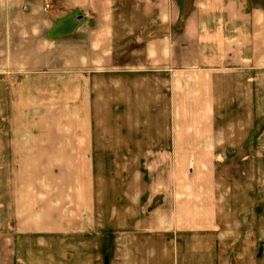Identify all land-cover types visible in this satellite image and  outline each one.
<instances>
[{"label": "crops", "instance_id": "obj_1", "mask_svg": "<svg viewBox=\"0 0 264 264\" xmlns=\"http://www.w3.org/2000/svg\"><path fill=\"white\" fill-rule=\"evenodd\" d=\"M17 1L23 4L20 12ZM52 1L46 7L44 0H0V78L37 73V86L53 87L50 92L38 87L27 99L38 103L32 117L58 119L48 131L24 137L22 148L33 151L37 163L55 150H84L87 160L95 142L107 149L210 151L224 139L234 150L254 149V144L264 149V6L250 0ZM61 101L67 113L59 110ZM62 118H68L67 128L61 127ZM222 118H230L224 132L216 128ZM109 140L117 142L109 145ZM152 155H144L151 167ZM205 159L195 164L208 165ZM123 178L135 183L137 194L128 196L135 198L131 208L108 211L120 231L126 226L156 234L213 228L220 240L218 264H264V177H229L227 188H218L222 201L215 200L210 184L216 177H110ZM141 178L149 181V193H140ZM55 187L36 208L30 202L26 212L37 218L18 230L31 237L8 240V260L0 264H32L29 259L42 256L44 244L55 240L63 252L82 248L97 225L88 217V211L95 213L93 205L86 201L83 213L76 208V187L71 194L66 189V218ZM240 192L251 220L234 218L227 231L218 221L211 223L210 207L226 204L223 193L236 205ZM84 195L91 196L87 182ZM144 196L151 211L141 206ZM84 251L80 258L71 254L74 264H90Z\"/></svg>", "mask_w": 264, "mask_h": 264}, {"label": "rangeland", "instance_id": "obj_2", "mask_svg": "<svg viewBox=\"0 0 264 264\" xmlns=\"http://www.w3.org/2000/svg\"><path fill=\"white\" fill-rule=\"evenodd\" d=\"M250 1L264 6V0ZM52 2V0H44L46 7L51 6ZM22 7L23 4L20 5L17 1L15 9L20 12ZM18 11L16 14L19 13ZM46 72L44 77L50 78L52 75ZM38 76L40 75L37 73L12 74V76L8 75V80L0 78V114L2 115L0 116V138H2L0 140V260L2 262L5 259L8 260L5 253V245L10 243L8 240L13 239L14 242L21 240L22 237H31V235L21 234L18 230L22 223L32 216L34 219L37 218L35 213L27 214L29 204L32 201L36 208L38 199L42 200L43 195L49 193V189L55 185L54 191L58 196L56 199L60 201L64 217H69V208L65 203L64 194L69 188V194H71L72 188L76 187V208L79 209L81 206L84 213L85 203L89 201L95 213L92 215L88 211V217L93 218V222H97V225L94 229L92 228L91 235L81 241L82 248L78 249V253L75 250L63 252L64 246L59 247L58 240H55L49 245L44 244L45 253H42V256L35 255L32 262L29 259L32 264H74L71 259L75 255L71 254L76 253L80 258V253L84 250L88 257H92L91 262L88 260L90 264H218L216 254L219 251L220 240L216 237L217 229L177 230L164 234L153 233L152 229L137 230L128 226L123 231L117 229L118 225L114 222L116 220L115 218L114 221L110 220L112 215L108 211L118 206L125 208L134 206L135 198L133 196L128 198V196L131 193L137 194V190L135 191L133 187L135 183L128 178L118 182L110 177H216L218 181L210 184L213 187L215 185L216 188L215 200L222 201L220 199L222 193L218 188L221 190L224 186L227 188L229 177H264V149L261 150L254 144V149L234 150L231 148L234 145L224 139L216 149L210 151L107 149L103 148L101 143L95 142L97 148L88 152L87 160H84V150H55L54 153L49 152L52 154L50 158H46L43 151L42 164H39L37 161L40 160L34 157L35 153L33 156L31 154L33 151L22 148L26 146L24 137L31 131L33 133L38 130L48 131L49 129L46 128L52 127L53 122H58V119L32 117V114H36L39 109L38 103H31L27 99L35 97L38 87H45L49 92L53 88L45 86L44 83H40L42 86H37L35 80ZM63 76L67 77V74H61L62 78ZM27 81H29L28 84H26ZM10 82L17 84L10 86ZM22 83L24 84L21 85ZM6 97H11L12 102L5 101ZM61 97L66 95L62 94ZM20 100L27 101L21 103ZM60 105L59 110L67 113L68 105L62 101ZM5 114H7L6 117ZM229 120L230 118L219 119L216 128L222 132L228 130L225 124ZM60 122L61 127L67 128L68 118H62ZM110 136L116 135L110 134ZM127 136L121 135V137ZM222 136L227 137V134ZM115 142L117 141L109 140L108 143L111 145ZM165 144L162 143V146ZM147 152L153 154L152 167L147 164L150 160L144 156ZM159 157L164 158L160 161ZM197 159L199 161L205 159L208 165H196ZM84 161L91 165H86ZM137 161L142 164L135 166ZM241 179L244 184V178ZM85 181L89 185L92 198L84 195ZM141 181L143 183L140 185L141 188L139 187L140 193H149L146 189L149 181H144V178H141ZM238 183L241 184V182ZM240 193L238 194L239 202L237 201L236 205H229V195L223 193V196H226V204L223 201L224 204L219 210L210 207V214H212L210 222L218 221L223 230L227 231L229 221H234V218L240 222L250 221L251 218L244 211L245 192ZM140 203L142 208L146 207L151 211L152 202L150 205L146 196L140 199ZM70 209L74 211L73 204L70 205ZM215 209L217 214L213 215L212 210ZM105 217H108L107 222L104 221ZM45 234L44 237H51ZM224 264L230 263L226 261Z\"/></svg>", "mask_w": 264, "mask_h": 264}, {"label": "water", "instance_id": "obj_3", "mask_svg": "<svg viewBox=\"0 0 264 264\" xmlns=\"http://www.w3.org/2000/svg\"><path fill=\"white\" fill-rule=\"evenodd\" d=\"M81 17V16H80Z\"/></svg>", "mask_w": 264, "mask_h": 264}]
</instances>
